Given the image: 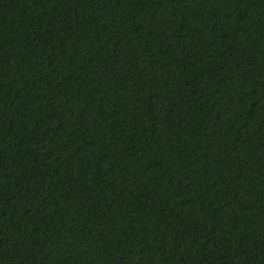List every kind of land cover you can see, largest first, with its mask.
Listing matches in <instances>:
<instances>
[{"label": "trees", "instance_id": "1", "mask_svg": "<svg viewBox=\"0 0 264 264\" xmlns=\"http://www.w3.org/2000/svg\"><path fill=\"white\" fill-rule=\"evenodd\" d=\"M0 264H264V0H0Z\"/></svg>", "mask_w": 264, "mask_h": 264}]
</instances>
